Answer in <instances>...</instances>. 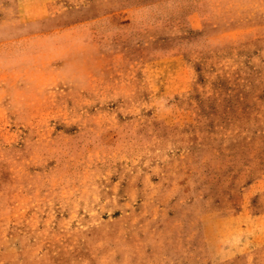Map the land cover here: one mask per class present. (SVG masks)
I'll use <instances>...</instances> for the list:
<instances>
[{"label": "rangeland", "instance_id": "rangeland-1", "mask_svg": "<svg viewBox=\"0 0 264 264\" xmlns=\"http://www.w3.org/2000/svg\"><path fill=\"white\" fill-rule=\"evenodd\" d=\"M0 264H264V0H0Z\"/></svg>", "mask_w": 264, "mask_h": 264}, {"label": "crops", "instance_id": "crops-1", "mask_svg": "<svg viewBox=\"0 0 264 264\" xmlns=\"http://www.w3.org/2000/svg\"><path fill=\"white\" fill-rule=\"evenodd\" d=\"M210 252H212V248L211 247H207L206 249V255H207V259H210Z\"/></svg>", "mask_w": 264, "mask_h": 264}]
</instances>
